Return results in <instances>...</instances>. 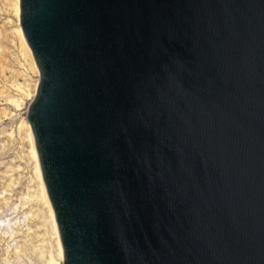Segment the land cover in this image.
<instances>
[{"label": "water", "instance_id": "obj_1", "mask_svg": "<svg viewBox=\"0 0 264 264\" xmlns=\"http://www.w3.org/2000/svg\"><path fill=\"white\" fill-rule=\"evenodd\" d=\"M19 7L63 264H264V0Z\"/></svg>", "mask_w": 264, "mask_h": 264}, {"label": "rangeland", "instance_id": "obj_2", "mask_svg": "<svg viewBox=\"0 0 264 264\" xmlns=\"http://www.w3.org/2000/svg\"><path fill=\"white\" fill-rule=\"evenodd\" d=\"M9 2L0 0V264H47L51 256L63 264L29 151L26 116L32 98L19 91L39 75L20 53ZM13 99H18L19 108Z\"/></svg>", "mask_w": 264, "mask_h": 264}, {"label": "bare ground", "instance_id": "obj_3", "mask_svg": "<svg viewBox=\"0 0 264 264\" xmlns=\"http://www.w3.org/2000/svg\"><path fill=\"white\" fill-rule=\"evenodd\" d=\"M9 4L11 6L12 12H13L14 17L16 19V25L17 26L14 29L13 33L15 34V37L17 39L20 53H21L23 59L25 60V64L28 66V68L32 72H34V74L39 75V71H38L35 59L33 57L31 49L29 48V46H28V44H27V42H26V40L24 38L22 29H21V26H20V22H19V16H20L19 0H10ZM38 80L39 79H37L35 82H33V84H30V85L25 84V85L20 86V87L18 86L20 88L19 91L21 90L24 93L25 96L27 95V96H29L30 99L31 98L33 99V97L35 96L36 90H37V86H38V82H39ZM21 94L22 93L20 92V95ZM13 102L19 108L20 104L18 102V99H13ZM26 123H25V125H27ZM25 128H26V126H25ZM28 138H29V142L28 143H29V146H30L29 151H30V154H31V158L35 162V164H34L35 165V169L37 171V175H38V178L40 180V183H39V185H40V196L39 197L41 198V200L43 201V203L45 204V206L48 209L49 218H50V222H51V229H52L53 234L55 235V246L57 248V257L60 259V263H61V260L63 259L62 245H61V242H60L59 232H58V228H57V224H56L53 208H52L50 200L48 198V195H47V192H46V188H45V185H44V182H43V178H41L42 177V173H41V169L39 168L40 164H39L38 155H37L35 142H34V137H33L31 128H28ZM49 225H50V223H49ZM56 263L57 262L55 261V259L52 256L47 261V264H56Z\"/></svg>", "mask_w": 264, "mask_h": 264}]
</instances>
